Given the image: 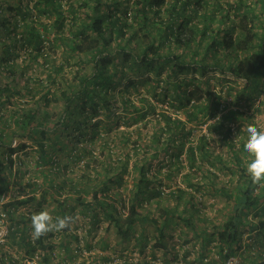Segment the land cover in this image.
<instances>
[{
	"label": "trees",
	"instance_id": "trees-1",
	"mask_svg": "<svg viewBox=\"0 0 264 264\" xmlns=\"http://www.w3.org/2000/svg\"><path fill=\"white\" fill-rule=\"evenodd\" d=\"M120 1L0 0V27L5 31L0 39V64L3 66L0 70V195L11 185L23 181L28 171L21 168L25 166L22 153L29 152L27 147H36L39 175H42L41 181L32 178L27 185L33 193L38 191L43 197L46 193L42 190L59 194L65 188L64 178L58 179L64 172L59 155L68 147H64L62 136L75 124L83 128L85 141L83 146L71 148L69 155L75 159L84 157V182L72 184L92 228L108 220L125 234L136 224L149 220L162 237L174 218L182 219L188 229L200 236L203 248L198 256L202 262L226 264L230 256H237L239 264H264V219L249 218L253 210L258 214L256 210L264 208V184L251 182L245 168L249 159L243 150L245 139L236 141L232 137L234 130L245 124L247 112L240 107L221 105L220 94L215 98L209 93L203 101L195 89L180 80L181 75L190 72L214 71L230 75L237 81L243 80V89L249 97L253 92L257 96L263 93L264 0H127L124 9ZM4 2H7L5 12ZM48 44L61 46L67 60L73 59L80 65L74 79L67 80L68 86L55 89L67 64L51 55ZM19 46L29 49L31 60L41 56L48 65L46 79L35 78L33 85L28 78L25 91L15 84L2 82L3 73L16 70L15 59L10 61L8 57ZM24 60L29 61L26 57ZM28 64L20 68L21 74ZM169 82L172 92L168 91ZM161 84L164 88L157 93ZM117 86L121 89L116 90ZM132 90L141 95L140 103L124 94ZM118 91L121 95L116 97ZM168 94L174 97L169 105L173 110L163 108L145 123H149V143H142L140 125L132 129L119 128L116 110L125 112L126 123L130 124V119L138 122L139 118L154 112L155 98ZM19 98L22 102H18ZM10 99L18 107L6 112ZM240 99L237 95L236 104ZM56 100L61 104L58 113L49 109ZM102 112L105 119H102ZM114 120L118 125L114 141L120 159L117 162L105 160L93 166L89 157L96 152L99 130L95 127L103 122L110 126ZM203 123L207 131L202 129L194 138L195 127ZM211 134L223 139L224 150L216 151L211 147L214 138ZM14 139L19 141L17 155H14ZM101 139L106 137L100 135L98 140ZM131 143H134L133 150ZM106 144L107 141H102L100 146ZM141 144H146L148 149L142 155ZM173 147L179 150L175 153L177 163H184L180 156L183 150L185 153L188 171L182 173V178L186 187L177 183L166 192L162 177L152 166L160 151L167 152ZM203 161L209 165L203 167ZM214 167L227 168L233 176L218 187L220 181H216L217 175L212 172ZM173 170L168 172L172 178ZM201 189L219 192L230 201L227 209H220L221 222L213 220L207 225V217L196 215L199 208H196L195 191ZM34 196L28 192L24 198L10 202L13 209L5 207L13 243L29 254L37 248L30 233L31 212L19 210V204L29 202ZM186 196L182 209V198ZM148 203L161 209L162 214L157 215L147 208ZM244 225L255 233L252 241L244 245L248 247L240 250ZM72 236L75 234L64 232L62 235L60 244L66 252ZM37 242L49 250L44 258L46 264H51L52 240L43 236ZM92 247L88 242L85 249L92 250ZM70 258L59 259L55 264H64Z\"/></svg>",
	"mask_w": 264,
	"mask_h": 264
},
{
	"label": "rangeland",
	"instance_id": "rangeland-1",
	"mask_svg": "<svg viewBox=\"0 0 264 264\" xmlns=\"http://www.w3.org/2000/svg\"><path fill=\"white\" fill-rule=\"evenodd\" d=\"M120 3L123 5V7H121L122 9L128 5L127 0H121ZM3 4H5L3 8L5 12L7 9V2H4ZM12 12L15 13L16 11ZM4 36L5 31L3 27H0V39H2ZM47 49L53 57H58L57 59L59 62H65V64H67V67L64 68L61 76L58 79L59 84H56L55 89L61 86H68V81H72V79H74L76 70L78 67H80V65L73 61V59L68 61L66 54H64L63 48L59 45L50 47L48 44ZM25 57L26 59H29V61H25ZM8 58L10 61L15 59L16 70L11 73H3V83L9 82L15 84L17 85L18 89L25 91L24 84L28 78L32 79L31 82H34L33 85L35 84V78L39 77L41 79H46L48 74V71L45 70V67L48 66L46 64L47 62H45L41 56H38L35 60H31L28 48L19 46L10 53V57ZM27 62L29 64L24 68L23 73L21 74V72H19L20 68ZM2 67L3 66L0 64V70ZM84 67H86V65H84ZM63 73L64 78H62ZM180 80L186 83L185 86L189 87L190 89H195V91H197L196 94L200 95L201 100L203 101L207 99L209 93H211L215 98L220 94L222 96L223 103L221 105L240 107L241 109L246 110L248 116H246L245 124H242L243 126H241L242 128H239V130L236 129L232 135L236 141L246 138V126L249 123H256L258 127H264V92L259 96L254 93L253 97H249L246 90L243 89L244 82L241 80L238 82L229 75H221L219 73H215L214 71H209L205 74H201L200 72H190L185 75H181ZM167 85L169 86L168 91L172 92L173 87L171 83L169 82ZM162 88H164L162 84L161 86H158L157 93H160ZM119 89H121V87L117 86L116 90ZM3 93L4 95H7V91H4ZM124 94L129 95L131 99L134 100V102L140 103L141 95L135 90H132L131 93H125L124 91ZM119 95H121V91L115 92L116 97ZM237 95L241 96L240 102L238 104H236ZM49 96H52V94L50 93ZM17 100L18 102H22L21 98ZM173 100L174 97L172 94L165 95L163 98H155L154 105L156 106V109L154 112L149 113L145 118H139L138 122L130 119V124L126 123L125 112L122 110H116L115 119L120 125L119 128L132 129L136 127V125H140L142 127V143H149L147 141V137L150 133L149 123L145 124L148 121L147 119H149V117H153V115H158L157 113L162 111L163 108L171 109L170 111H172L173 108H170L169 105H171L170 103ZM10 101L11 104L7 106L8 110H6V112H11L14 108L18 107L17 103L12 102L13 99H10ZM60 105L61 104L59 101H53L51 106H49V109L51 112L58 113ZM131 115L133 114L130 113V116ZM102 117H104L102 119H105L103 112ZM116 120L112 121L110 126L107 124L104 125L103 122L102 124H99L98 127H95L97 130H99V132L96 135L97 146L94 147L96 152H94L93 155L89 157L91 159V165L95 166V164H100L105 160L117 162L118 159H120L118 156L120 153L116 149L114 141V131L118 126L115 124ZM188 125L194 126L192 123H189ZM205 125L206 123H203L201 126L195 127V133L193 135L194 138H197L198 133H200L202 129L203 131H207ZM82 130L83 128H79L75 124H72L69 127V131L65 132L62 136V143L64 147H68L65 151L62 150L59 155L61 168L64 172L61 174L62 177H59L58 179L64 178L65 188H63L59 194H53L47 189L46 192L45 190H42L43 193H46L45 197L41 195H35L33 199L26 203L27 206L25 205L24 211L31 212V215L34 212H39L43 209H46L53 215V217L57 215H72L75 218V223H73L69 229H65L60 232L54 231L46 235L49 236L50 240L53 242V247L50 252H52V259L55 261L54 264L58 262L59 259H64L67 256H71L72 259L70 258L66 264H207L202 262L198 256L203 248L202 242L200 241V236L196 234L194 230L188 229V226H186L182 219L177 220L174 218L172 226H168L166 228L165 236L162 237L156 230L154 223L149 220H144L143 222L136 224L125 234L119 232L116 226L108 220H103L96 228L91 227L88 218L84 216V204H82L78 199L79 194L76 192V190H74V186L72 184V182H84V177L82 178V175H84V157L82 159H75L71 158L69 155V150L71 148L84 145V132ZM100 135H104L106 139L98 140ZM211 135L214 137L211 139V147L215 148L216 151L224 150L225 142L223 139L221 140L220 137H216L215 134ZM102 141H107V144L104 147L100 146ZM133 144L134 143H131L132 150L134 147ZM145 145L141 144L139 146L141 155L145 153L146 150H148L145 148ZM35 148L27 147L26 149L29 152L22 153V155L25 157V166L21 165V168L23 167L22 170L24 171L27 169L28 172L24 173V180L16 185L14 190H22L24 194L32 192L31 188L27 185L29 178L37 177L42 180V175H39L40 166L37 158V149L35 150ZM109 151L111 152L108 155ZM177 151L179 150L175 147L169 148L167 152L160 151L157 159H155L153 162L152 170L157 172L158 175L162 177L163 188L166 192L175 187L177 183L183 187H186L182 178V173L188 171L186 162L184 161L185 153L183 150V153L180 156V159L183 160L184 163L179 164L177 163L175 157V153ZM133 159L130 162L131 164ZM180 159L179 161L181 163ZM203 163V167L209 165V163L206 161H203ZM180 166L181 168L178 170ZM171 169H174L173 171L175 173L173 178L172 176L168 175V172L171 171ZM212 172L216 173L217 175L216 181H220L217 185L218 187L223 183H226L229 178L233 176L230 170L222 167H214L212 168ZM132 174L133 172H131V175ZM12 176L13 175H11V177ZM64 181L62 180V182ZM195 194L198 198V200H196V208H199V212L195 211L196 215L207 217L208 220L205 222L208 223L207 225H210L211 221L213 220L218 223L221 222L223 219V214L222 212L219 214L220 209H227V203H230V201L228 202L223 194L209 189L196 190ZM167 195L168 193H166L164 196L166 197ZM90 197L91 196L88 195L87 199H90ZM57 199L63 203V205L60 206ZM186 199L187 196L182 198V209L185 207L184 202ZM165 202L166 198L163 199V203ZM58 205L59 209L57 210ZM146 207L151 209L157 215H160V213L162 214V210H158L154 204L148 203ZM189 207L191 209L190 204ZM253 211L249 215L250 219L253 217H256L255 220L260 218L264 219V208H262V206L256 210L258 214ZM143 212H146V210L144 209ZM199 224L203 226L202 222H199ZM30 230L32 232L31 227ZM64 232L69 233V235L75 234V236L69 237V250L67 252L66 249L60 244ZM142 233L143 235L141 236ZM254 233L255 231L253 229H251L248 225H244L242 227L241 233L242 246H239L238 249L245 250V248L248 246L245 247L244 245L247 242L252 241V236ZM35 241L37 245L36 249L42 250L45 256V253L49 250L43 248L41 243L37 242L36 238ZM88 242H90L93 246L92 250L85 249ZM252 252L257 253L256 250H253ZM204 261H206V258H204ZM40 264H43V262L41 261Z\"/></svg>",
	"mask_w": 264,
	"mask_h": 264
},
{
	"label": "clouds",
	"instance_id": "clouds-1",
	"mask_svg": "<svg viewBox=\"0 0 264 264\" xmlns=\"http://www.w3.org/2000/svg\"><path fill=\"white\" fill-rule=\"evenodd\" d=\"M241 81L244 82L243 80ZM254 93L255 92L252 93L251 97H253ZM248 95L250 96L249 93ZM232 124L234 128L235 127L234 122ZM235 131L236 129L234 130V132ZM243 150L245 153H247V156L249 157V159H247L246 164H245L246 174L250 177L251 182L254 185L264 184V127H258L256 123H249L246 126V138L243 143ZM35 178L37 177H33V179ZM29 179H32V178H29ZM39 181L41 180L39 179ZM30 194L37 195V196L40 195L38 191L35 193L31 192ZM24 195L26 196V194ZM19 205L27 206L26 203L19 204ZM21 211H24V210H21ZM30 219H31L30 223H31V228H32V232L30 230V233L35 243H36L35 238L39 239L43 236H46L48 233H51L54 231L60 232L65 229H69L70 226L73 223H75V218L72 215H63V216L57 215L53 217V215L46 209H43L39 212H34L31 215ZM9 241H10L9 249H4L3 246H0V248L4 251V253L8 255V259H1L0 264H16L11 260L13 257L15 258V255L18 256V258H16L17 261L20 264H24L22 261L25 257H27V255H31L37 250H39V249H36L33 253L29 254L24 251V248H21L16 243H13V238L11 235H10ZM39 251L40 253H42L43 259L41 261L43 262V264H46V261L44 262L45 256H44L43 251L42 250H39ZM50 253H51L50 260H52V252ZM41 261L39 262V264L41 263ZM64 262L67 263L68 260H65Z\"/></svg>",
	"mask_w": 264,
	"mask_h": 264
},
{
	"label": "built area",
	"instance_id": "built-area-1",
	"mask_svg": "<svg viewBox=\"0 0 264 264\" xmlns=\"http://www.w3.org/2000/svg\"><path fill=\"white\" fill-rule=\"evenodd\" d=\"M18 139H14L13 141V146L16 147V150L14 152V155H17L19 153V150H17V145H18ZM16 171V168H15ZM13 175L12 178H15V173L11 174ZM24 180V178H23ZM34 180L39 181V179L35 178ZM15 186L11 185L10 189L7 191L3 192L0 195V246H3L4 249H9V239H10V232H11V226H10V219L8 217V210L5 207H8L10 209H13V207L10 206L11 201H16L18 199H22L25 197L24 193L20 190L16 191L14 190ZM19 210H25V206H20L19 205ZM18 256L15 255V258L13 257L11 260L16 263L20 264L17 259ZM1 259H8V255L4 253V251L0 248V260ZM42 260V253H40L39 250L34 252L31 255H27L23 259L24 264H39V262ZM240 260L237 256H230L226 264H239Z\"/></svg>",
	"mask_w": 264,
	"mask_h": 264
},
{
	"label": "crops",
	"instance_id": "crops-1",
	"mask_svg": "<svg viewBox=\"0 0 264 264\" xmlns=\"http://www.w3.org/2000/svg\"><path fill=\"white\" fill-rule=\"evenodd\" d=\"M54 262H55V261L52 259V260H51V263L54 264Z\"/></svg>",
	"mask_w": 264,
	"mask_h": 264
}]
</instances>
